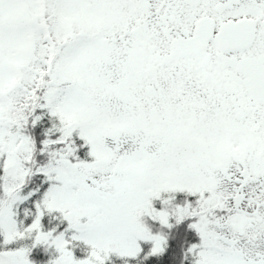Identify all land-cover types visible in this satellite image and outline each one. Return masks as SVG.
Listing matches in <instances>:
<instances>
[{
    "label": "snow or ice",
    "instance_id": "1",
    "mask_svg": "<svg viewBox=\"0 0 264 264\" xmlns=\"http://www.w3.org/2000/svg\"><path fill=\"white\" fill-rule=\"evenodd\" d=\"M0 264H264V0H0Z\"/></svg>",
    "mask_w": 264,
    "mask_h": 264
}]
</instances>
